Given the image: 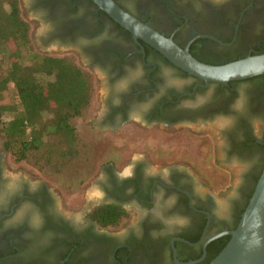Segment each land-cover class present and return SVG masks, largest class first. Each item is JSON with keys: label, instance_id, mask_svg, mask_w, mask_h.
<instances>
[{"label": "flooded vegetation", "instance_id": "flooded-vegetation-1", "mask_svg": "<svg viewBox=\"0 0 264 264\" xmlns=\"http://www.w3.org/2000/svg\"><path fill=\"white\" fill-rule=\"evenodd\" d=\"M114 1L202 62L224 64L264 52V0ZM18 5L35 51L72 57L95 77L101 75L103 108L92 125L98 133L115 135L125 126H141L202 135L203 128L216 126L218 142L194 136L189 147L205 149L209 143L212 154H221L216 168L220 162V169L235 164L242 171L221 216L211 196L197 191L189 159L183 166L180 160L151 158L145 149L109 150L119 157L96 160L88 183L99 194L76 216L66 212L48 182L7 174L0 140V264H186L200 259L206 239L232 230L263 167L264 87L257 80L206 82L187 74L91 0H18ZM126 163L130 167L121 172ZM110 203L127 213L120 227L102 228L88 218L95 206Z\"/></svg>", "mask_w": 264, "mask_h": 264}, {"label": "trees", "instance_id": "trees-1", "mask_svg": "<svg viewBox=\"0 0 264 264\" xmlns=\"http://www.w3.org/2000/svg\"><path fill=\"white\" fill-rule=\"evenodd\" d=\"M248 80H257L264 87V75ZM95 90L92 74L72 57L35 51L29 25L20 16L18 0H0V136L3 150L14 162L33 157L37 168L56 170L75 159L79 151L73 119L89 108ZM8 94L12 100L4 102ZM261 170L254 177L246 202L237 211L232 229ZM126 217V211L112 203L97 205L88 213V218L102 228H117ZM229 238L222 235L212 240L207 245L206 257L197 264H208Z\"/></svg>", "mask_w": 264, "mask_h": 264}, {"label": "rangeland", "instance_id": "rangeland-1", "mask_svg": "<svg viewBox=\"0 0 264 264\" xmlns=\"http://www.w3.org/2000/svg\"><path fill=\"white\" fill-rule=\"evenodd\" d=\"M92 76L96 90L91 104L81 116L73 119V124L76 127V146L79 151L77 157L67 165L54 170L50 167L37 168L33 157L26 161L14 162L11 156L6 153L7 166L5 170L9 172L7 174H10L11 177H22L30 181L44 180L48 182L59 192L64 205L68 209L66 212L71 211V213L73 212L74 215L78 216L84 205L94 199L93 196L95 194H99L97 188L93 184L88 183L90 176L97 169L96 160L103 161L111 157H119L111 155L117 153V151L111 152L109 150L145 149L149 152L151 158L180 160L178 163L183 166L185 165L183 164L185 159H189L191 162V169L188 167L190 169L189 172L195 181L199 183H197V191L211 196L216 205V213L225 216L228 211L229 198L239 183V175L242 168L235 164H229L228 171H225L220 169L221 163L219 162L220 166L218 169L215 167L214 161L216 157L220 159L221 154H212L211 144L208 143L205 149H200V147H194L193 145L189 147L188 144L190 139L198 138L194 136H208L213 142L217 141V127L208 126L203 128L202 135L192 134L193 136L188 135L187 130L184 129L170 133L164 127L142 129L141 126H125L115 135L98 133V129L93 128L92 125L96 123V116L101 114L103 108L100 101L104 86L100 80L102 77L98 72L96 77L94 74ZM97 80H99L98 83ZM172 82L176 83L175 80ZM8 96L10 95H7V100H3L4 102L12 100ZM5 118L7 119L8 116ZM0 140H2L1 136ZM188 148L190 151L186 154ZM132 157L136 158L138 156L133 155ZM129 167L130 165L126 163L121 172L126 171ZM221 176L224 178V182L219 184ZM216 183L217 185H215Z\"/></svg>", "mask_w": 264, "mask_h": 264}, {"label": "water", "instance_id": "water-1", "mask_svg": "<svg viewBox=\"0 0 264 264\" xmlns=\"http://www.w3.org/2000/svg\"><path fill=\"white\" fill-rule=\"evenodd\" d=\"M91 1L129 31L135 39H141L171 64L191 76L206 82L227 83L264 75V52L249 54L224 64H208L195 58L187 46L184 48L179 46L171 37L159 33L148 23L123 9L114 0ZM222 235H229L230 238L208 264H264V164L236 227L206 239L202 244V257L206 253L207 244ZM196 261H188L186 264Z\"/></svg>", "mask_w": 264, "mask_h": 264}]
</instances>
